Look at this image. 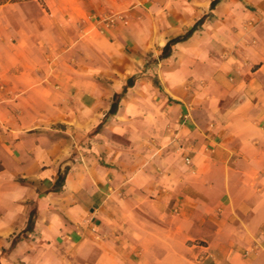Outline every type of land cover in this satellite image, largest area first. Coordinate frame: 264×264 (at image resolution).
<instances>
[{
    "label": "crops",
    "instance_id": "obj_1",
    "mask_svg": "<svg viewBox=\"0 0 264 264\" xmlns=\"http://www.w3.org/2000/svg\"><path fill=\"white\" fill-rule=\"evenodd\" d=\"M135 7L109 92L0 34V264H264V0Z\"/></svg>",
    "mask_w": 264,
    "mask_h": 264
},
{
    "label": "rangeland",
    "instance_id": "obj_2",
    "mask_svg": "<svg viewBox=\"0 0 264 264\" xmlns=\"http://www.w3.org/2000/svg\"><path fill=\"white\" fill-rule=\"evenodd\" d=\"M138 0H30L0 5V34L11 33V43L26 50L25 57L42 72L46 66L92 71L106 89L120 87L131 69L128 52L104 54L99 21L124 23L133 31ZM138 14V11L137 13ZM10 36V35H9ZM11 37V36H10ZM154 50L144 56V70L155 61ZM161 57L160 54L158 55ZM142 75L140 73L133 76ZM110 106L113 96L101 97ZM202 244V243H201Z\"/></svg>",
    "mask_w": 264,
    "mask_h": 264
},
{
    "label": "trees",
    "instance_id": "obj_3",
    "mask_svg": "<svg viewBox=\"0 0 264 264\" xmlns=\"http://www.w3.org/2000/svg\"><path fill=\"white\" fill-rule=\"evenodd\" d=\"M27 1H30V0H0V5H4V4L8 3V2L19 3V2H27ZM214 4H215V2L212 3V6ZM200 23H201V21L197 22V24H195L194 27L191 28L188 32H186L183 36H180V37H177V38H174V39L168 41L166 43V45L161 50L160 59L168 57L170 55L171 46L176 44V43H178V42L186 40L193 33V31L196 29L197 25L200 24ZM134 80H135V76H132L126 81V86L124 87L123 92H125V90H127L126 89L127 87H131L133 85ZM153 83H154V85L157 86V82L156 81H154ZM120 97H121V94H119V95L115 94L113 96L112 103H111L110 108L108 110V113L106 115L107 117H109L111 115H114L116 113Z\"/></svg>",
    "mask_w": 264,
    "mask_h": 264
},
{
    "label": "built area",
    "instance_id": "obj_4",
    "mask_svg": "<svg viewBox=\"0 0 264 264\" xmlns=\"http://www.w3.org/2000/svg\"><path fill=\"white\" fill-rule=\"evenodd\" d=\"M184 162H185V164H189V163H190V161H189L188 158H185V159H184Z\"/></svg>",
    "mask_w": 264,
    "mask_h": 264
}]
</instances>
